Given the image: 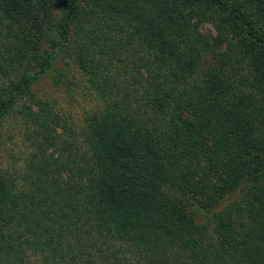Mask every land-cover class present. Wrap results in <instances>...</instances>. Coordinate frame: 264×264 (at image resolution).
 Listing matches in <instances>:
<instances>
[{
    "label": "trees",
    "instance_id": "obj_1",
    "mask_svg": "<svg viewBox=\"0 0 264 264\" xmlns=\"http://www.w3.org/2000/svg\"><path fill=\"white\" fill-rule=\"evenodd\" d=\"M3 130L0 264H264V0H0Z\"/></svg>",
    "mask_w": 264,
    "mask_h": 264
},
{
    "label": "rangeland",
    "instance_id": "obj_2",
    "mask_svg": "<svg viewBox=\"0 0 264 264\" xmlns=\"http://www.w3.org/2000/svg\"><path fill=\"white\" fill-rule=\"evenodd\" d=\"M204 27L205 29L211 30L207 25ZM68 78H70V75ZM81 84L80 81L74 80L71 88L68 87L66 82L56 87L51 82L49 83V81L44 80L37 86V95L55 102L58 110L65 113L73 120L80 121L84 113L89 110L92 105ZM6 128L7 127L4 129L6 130ZM5 130H3L5 137H3L4 135L0 136V165L10 163V156L13 152L16 153L21 149L22 132L20 133L18 130H14L12 133H8ZM7 134H11L12 137H15L13 144L9 143L6 139Z\"/></svg>",
    "mask_w": 264,
    "mask_h": 264
}]
</instances>
